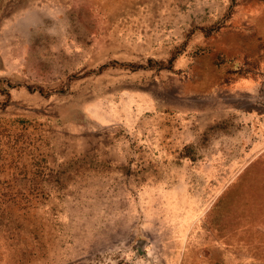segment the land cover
<instances>
[{"label": "rangeland", "instance_id": "374dc122", "mask_svg": "<svg viewBox=\"0 0 264 264\" xmlns=\"http://www.w3.org/2000/svg\"><path fill=\"white\" fill-rule=\"evenodd\" d=\"M257 12L0 0V264H264Z\"/></svg>", "mask_w": 264, "mask_h": 264}, {"label": "crops", "instance_id": "0c3cea01", "mask_svg": "<svg viewBox=\"0 0 264 264\" xmlns=\"http://www.w3.org/2000/svg\"><path fill=\"white\" fill-rule=\"evenodd\" d=\"M261 4H264V0H261ZM250 15L252 16V18L248 17ZM246 19L247 20L248 19L249 20H251V19L260 20L258 25L254 24V23H251V25H250V26H253V27H255V25H256V27H257L256 30L254 28H252V30L250 29V32H247V33H242V31H240V30H237L235 32V33H239V34H237V37L239 35H243V34L245 35V37L247 39L246 44H244V41H242V40H238L237 41V39L239 37L234 39V36H236V35L234 33H231V32H234V29H231V30L227 29V30H224V31H227V32L221 33L220 38H219L220 39L219 43L223 47H227L228 45L231 46L234 43V44L239 46V49H241L242 46H246L247 47L249 45V43L252 42L254 39L255 40L259 39L261 44H262V48L261 49L262 50L264 49V33H262L261 36L257 35L259 32H264V30H263L264 29V22H263L264 21V13L263 12L260 13V14L258 12L257 13H246V18H244V20H246ZM228 41H229V43H227ZM243 49H247V48L243 47ZM205 65H206V63H205ZM207 67H208L207 65L202 67V69H204V72H203L204 74H203V76L201 75L202 76L201 77V83L208 81V79L210 78V76L208 77V75H207V71L205 72ZM261 67L264 68V61L262 62ZM202 69H201V71H202ZM242 82H244V81H242ZM245 82L247 83L248 81L245 80Z\"/></svg>", "mask_w": 264, "mask_h": 264}, {"label": "trees", "instance_id": "16d2710c", "mask_svg": "<svg viewBox=\"0 0 264 264\" xmlns=\"http://www.w3.org/2000/svg\"><path fill=\"white\" fill-rule=\"evenodd\" d=\"M228 66H229V65H227V68H228ZM216 68H217V71H219V72L222 73V74H223L225 71H221V70L226 69L225 66H224V64H222V62H221V63H220V62L217 63V67H216ZM229 70H231V69H229ZM226 71H228V69H227ZM208 74H211V71H208L207 75H208Z\"/></svg>", "mask_w": 264, "mask_h": 264}, {"label": "bare ground", "instance_id": "6f19581e", "mask_svg": "<svg viewBox=\"0 0 264 264\" xmlns=\"http://www.w3.org/2000/svg\"><path fill=\"white\" fill-rule=\"evenodd\" d=\"M132 2V1H131ZM123 3V2H122ZM135 3V2H134ZM124 4V3H123ZM128 5H129V3H127ZM125 5V4H124ZM117 7V6H116ZM22 8H25V7H22ZM129 8V7H128ZM110 11V10H109ZM107 15V14H106ZM149 15V14H148ZM94 17V16H93ZM108 18V17H107ZM105 23V22H104ZM103 23V24H104ZM104 27V26H103ZM97 36V35H96ZM103 41H105L104 39H103ZM107 41V40H106ZM140 246H141V244H143V242L141 241V242H139L138 243Z\"/></svg>", "mask_w": 264, "mask_h": 264}]
</instances>
